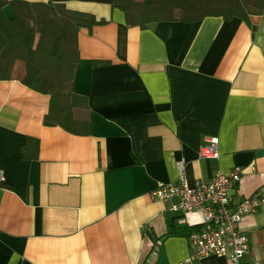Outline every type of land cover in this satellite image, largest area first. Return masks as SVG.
<instances>
[{"label": "crops", "instance_id": "1", "mask_svg": "<svg viewBox=\"0 0 264 264\" xmlns=\"http://www.w3.org/2000/svg\"><path fill=\"white\" fill-rule=\"evenodd\" d=\"M29 1L107 21L78 32L74 88L91 105L77 110L88 133L44 122L50 95L23 82V60L0 78V264H177L196 249L189 232L202 215L149 193L177 179L180 160L191 182L241 166L236 191L264 196V12L141 28L112 0ZM211 136L220 157L202 158ZM241 227L247 256L202 264H264V203Z\"/></svg>", "mask_w": 264, "mask_h": 264}, {"label": "trees", "instance_id": "2", "mask_svg": "<svg viewBox=\"0 0 264 264\" xmlns=\"http://www.w3.org/2000/svg\"><path fill=\"white\" fill-rule=\"evenodd\" d=\"M113 7L125 12L129 26L147 28L162 20L198 21L207 16H234L250 22L252 14L264 12V0H112ZM9 5L12 14L5 7ZM95 14L68 8L54 1L0 0V78L12 76L15 62H25L23 82L30 88L50 95L44 122L60 125L76 134L89 132L90 111L87 96L75 91V74L80 58L78 32L83 26L104 23ZM108 60H94V64ZM34 141L38 146L39 141ZM26 145L21 146L22 155Z\"/></svg>", "mask_w": 264, "mask_h": 264}, {"label": "built area", "instance_id": "3", "mask_svg": "<svg viewBox=\"0 0 264 264\" xmlns=\"http://www.w3.org/2000/svg\"><path fill=\"white\" fill-rule=\"evenodd\" d=\"M202 158H219L218 137L211 136L199 146ZM178 177L172 182H160L150 191L152 199L170 201L175 212H198L202 215L199 228L189 236L196 249L177 264H202L208 255L226 256L239 262L250 251L249 236L242 229L244 215L257 213L264 203L260 194L242 195L236 191L243 174L241 166L230 171L217 169L210 178L191 182L185 172V161L177 163ZM6 180L0 168V185ZM158 254V248L154 251Z\"/></svg>", "mask_w": 264, "mask_h": 264}]
</instances>
